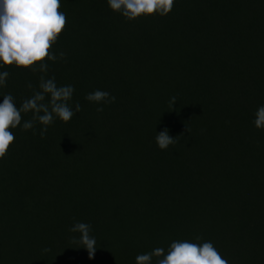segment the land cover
<instances>
[{
  "label": "trees",
  "instance_id": "trees-1",
  "mask_svg": "<svg viewBox=\"0 0 264 264\" xmlns=\"http://www.w3.org/2000/svg\"><path fill=\"white\" fill-rule=\"evenodd\" d=\"M60 2L67 25L52 51L66 55L45 61L46 78L72 85L81 111L43 138L38 122L22 130L32 112L11 129L0 264H136L176 240L264 264V129L253 124L264 105V0H174L165 16L131 21L107 0ZM4 71L0 103L11 94L19 107L39 90L43 73ZM97 89L115 102L87 101ZM165 128L177 143L161 150ZM76 221L91 225L92 258L72 243Z\"/></svg>",
  "mask_w": 264,
  "mask_h": 264
},
{
  "label": "clouds",
  "instance_id": "clouds-1",
  "mask_svg": "<svg viewBox=\"0 0 264 264\" xmlns=\"http://www.w3.org/2000/svg\"><path fill=\"white\" fill-rule=\"evenodd\" d=\"M107 4L113 12L131 21L142 15L165 16L172 10L174 0H107ZM60 8V0H0V66L15 65L31 68L34 73H43L39 77V90L34 91L19 107L11 94L3 96L0 103V158L6 156L15 140L11 129L21 125L22 113L32 112V118L23 123L22 130L34 129L38 122L44 126L40 130L43 138L56 118L68 122L81 111L79 103L74 109L69 104L74 93L72 85L58 86L54 76L46 78L49 65L45 61L56 62L66 55L64 52L57 55L52 51V46L67 25L66 14ZM9 75L7 71L0 72V86H6ZM27 87L32 89L33 85L28 83ZM85 99L110 104L115 102L116 97L97 89L88 93ZM174 102L175 97L169 101L170 107ZM96 111L102 112L103 108L98 107ZM253 124L257 129H264V105L258 107ZM176 138L171 137L165 128L157 133L155 141L159 149L166 150L177 143ZM69 231L80 234L79 238H71L72 243L86 248L89 258H92L96 251V239L90 235L91 225L76 221ZM200 239V236L196 237L197 241ZM49 250L44 249L46 252ZM153 257L157 258L155 264H229L210 241L176 240L170 244L166 254L164 248L157 247L137 255L136 264H153Z\"/></svg>",
  "mask_w": 264,
  "mask_h": 264
}]
</instances>
